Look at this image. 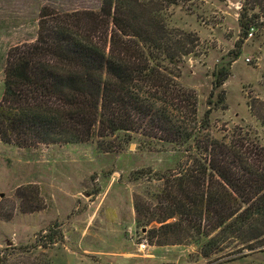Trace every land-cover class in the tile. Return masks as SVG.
Returning <instances> with one entry per match:
<instances>
[{
	"label": "trees",
	"instance_id": "16d2710c",
	"mask_svg": "<svg viewBox=\"0 0 264 264\" xmlns=\"http://www.w3.org/2000/svg\"><path fill=\"white\" fill-rule=\"evenodd\" d=\"M181 1L42 5L34 39L6 51L0 140L23 147L94 140L102 151L151 141L182 151L171 169L155 174L159 183L146 197L133 198L135 223L149 225L148 243L194 244L207 259L230 249L231 261L260 252L264 264V115L256 118L260 129L217 133L211 109L195 122L187 118L196 115V100L178 79L197 37L167 18ZM260 8L241 4V38L264 15ZM227 63L212 71V109L224 105Z\"/></svg>",
	"mask_w": 264,
	"mask_h": 264
},
{
	"label": "rangeland",
	"instance_id": "374dc122",
	"mask_svg": "<svg viewBox=\"0 0 264 264\" xmlns=\"http://www.w3.org/2000/svg\"><path fill=\"white\" fill-rule=\"evenodd\" d=\"M97 3L0 0V97L6 51L34 39L42 5L70 9ZM241 4L264 13V0H184L167 11L169 25L197 37L178 79L196 100V115L187 118L195 122L211 109L214 133L234 125L260 129L256 118L264 115V15L241 38ZM225 61L230 73L222 83L224 105L212 109L207 102L212 71ZM181 153L151 141L102 151L94 140L28 147L0 140V264H259L260 252L231 261L236 254L227 253L230 249L207 259L196 256L194 244L148 243L149 225L135 223L133 198L146 197L159 183L155 174L171 169Z\"/></svg>",
	"mask_w": 264,
	"mask_h": 264
},
{
	"label": "built area",
	"instance_id": "2783aa9c",
	"mask_svg": "<svg viewBox=\"0 0 264 264\" xmlns=\"http://www.w3.org/2000/svg\"><path fill=\"white\" fill-rule=\"evenodd\" d=\"M251 30H253L252 27L250 28L249 32L247 33V36H250L252 34V31ZM144 247H145V244L144 243H141L140 249L143 250Z\"/></svg>",
	"mask_w": 264,
	"mask_h": 264
}]
</instances>
